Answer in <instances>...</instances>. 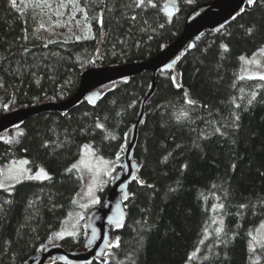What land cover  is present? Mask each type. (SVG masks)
Segmentation results:
<instances>
[{"label":"trees","instance_id":"trees-1","mask_svg":"<svg viewBox=\"0 0 264 264\" xmlns=\"http://www.w3.org/2000/svg\"><path fill=\"white\" fill-rule=\"evenodd\" d=\"M212 1L79 0L81 15L68 2L52 22L0 0V116L69 98L87 68L151 58L179 36L188 14ZM263 47L264 0H248L158 74L139 128L125 222L91 264H264V242L250 247L264 222V80L239 76L241 56ZM151 80L146 72L106 84L96 104L40 114L0 134V166L26 158L32 171L48 174L0 188V264H24L56 243L84 249L83 224L58 239L82 187L74 164L92 146L113 174L121 169Z\"/></svg>","mask_w":264,"mask_h":264},{"label":"water","instance_id":"water-1","mask_svg":"<svg viewBox=\"0 0 264 264\" xmlns=\"http://www.w3.org/2000/svg\"><path fill=\"white\" fill-rule=\"evenodd\" d=\"M248 0H214L191 12L185 19L181 33L159 53L146 60L91 67L80 75L76 92L65 100L40 102L20 107L0 116V134L27 119L45 113L69 112L82 101L96 104L99 88L124 78H131L149 72L152 75L151 86L141 101L136 121L130 128L129 143L125 148L121 169L116 173L100 206L86 217L87 238L83 250H67L61 244H51L41 252L31 256L24 264H48L59 261L69 264H91L103 256L111 243V229L123 225L126 219L124 201L128 196V187L135 179L139 166L134 158L139 128L145 117L146 106L156 90V78L161 72L172 70L177 60L188 48L194 47V40L206 30L226 24L245 6ZM164 11L174 15L176 8L167 4ZM184 264H192L186 262Z\"/></svg>","mask_w":264,"mask_h":264},{"label":"rangeland","instance_id":"rangeland-1","mask_svg":"<svg viewBox=\"0 0 264 264\" xmlns=\"http://www.w3.org/2000/svg\"><path fill=\"white\" fill-rule=\"evenodd\" d=\"M13 1L23 10H39L43 13L44 18L52 19V22L59 20L65 14L68 2L74 5L76 12L82 14L78 9L77 1L79 0ZM239 76L243 79L264 80V47L251 55L241 56ZM74 169L81 177L82 187L76 194L73 209L60 227L58 239L76 235L81 230L82 224L86 228L87 215L100 206L102 192L106 188L107 181L111 177L114 179L116 175L113 174V166L100 158L92 146H88L81 151L78 160L74 164ZM47 175V172L42 168L32 171L26 158L12 160L0 166V188L11 187L29 179L42 181ZM58 239H55V243L58 242ZM263 242L264 222L252 233L250 247L254 250Z\"/></svg>","mask_w":264,"mask_h":264}]
</instances>
